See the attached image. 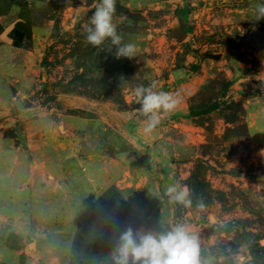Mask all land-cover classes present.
Here are the masks:
<instances>
[{
	"label": "rangeland",
	"instance_id": "1",
	"mask_svg": "<svg viewBox=\"0 0 264 264\" xmlns=\"http://www.w3.org/2000/svg\"><path fill=\"white\" fill-rule=\"evenodd\" d=\"M98 3L0 0V264H110L127 227L177 223L202 264H264V0H116L119 59L86 40ZM153 81L177 104L145 132Z\"/></svg>",
	"mask_w": 264,
	"mask_h": 264
},
{
	"label": "clouds",
	"instance_id": "2",
	"mask_svg": "<svg viewBox=\"0 0 264 264\" xmlns=\"http://www.w3.org/2000/svg\"><path fill=\"white\" fill-rule=\"evenodd\" d=\"M257 19H264V3L257 4ZM116 0H99L86 29V40L93 46H100L110 39L115 45V55L132 58L135 44L122 43L113 23ZM157 84L151 82L147 87L139 85L134 90L140 113L145 116V132H151L159 123V113L174 109L177 104L174 95L165 91H155ZM170 202L184 207L192 206L189 191L179 184L170 185L166 193ZM199 209L205 205L197 203ZM110 264H202L201 243L197 233L192 232L185 223L163 227L160 231L127 227L116 237L115 246L110 252Z\"/></svg>",
	"mask_w": 264,
	"mask_h": 264
},
{
	"label": "trees",
	"instance_id": "3",
	"mask_svg": "<svg viewBox=\"0 0 264 264\" xmlns=\"http://www.w3.org/2000/svg\"><path fill=\"white\" fill-rule=\"evenodd\" d=\"M187 49L190 52H194V50H192L190 45H187ZM197 68H198V66L195 65L193 71H196ZM39 93L45 96V98L42 102L43 105H46L47 103H50V102H54L58 98L57 95L51 94L48 89L41 90ZM175 205H176V219L181 220L184 218L185 207L181 204H178V203H175Z\"/></svg>",
	"mask_w": 264,
	"mask_h": 264
},
{
	"label": "water",
	"instance_id": "4",
	"mask_svg": "<svg viewBox=\"0 0 264 264\" xmlns=\"http://www.w3.org/2000/svg\"><path fill=\"white\" fill-rule=\"evenodd\" d=\"M181 31H182V32H181V33H182V35H184V33H183V29H182ZM178 38H179V37H178Z\"/></svg>",
	"mask_w": 264,
	"mask_h": 264
}]
</instances>
